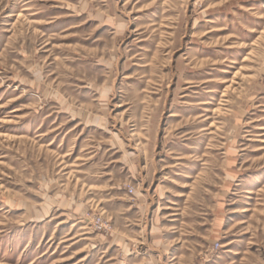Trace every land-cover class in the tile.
Here are the masks:
<instances>
[{
	"label": "rangeland",
	"instance_id": "rangeland-1",
	"mask_svg": "<svg viewBox=\"0 0 264 264\" xmlns=\"http://www.w3.org/2000/svg\"><path fill=\"white\" fill-rule=\"evenodd\" d=\"M0 264H264V0H0Z\"/></svg>",
	"mask_w": 264,
	"mask_h": 264
}]
</instances>
